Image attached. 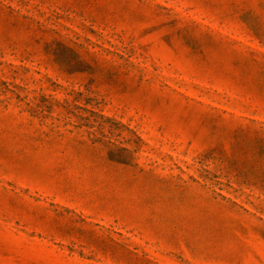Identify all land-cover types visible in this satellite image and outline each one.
I'll list each match as a JSON object with an SVG mask.
<instances>
[{
	"label": "rangeland",
	"instance_id": "1",
	"mask_svg": "<svg viewBox=\"0 0 264 264\" xmlns=\"http://www.w3.org/2000/svg\"><path fill=\"white\" fill-rule=\"evenodd\" d=\"M0 264H264V0H0Z\"/></svg>",
	"mask_w": 264,
	"mask_h": 264
}]
</instances>
